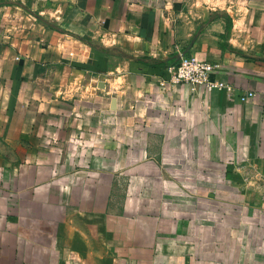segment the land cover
Instances as JSON below:
<instances>
[{"label":"crops","instance_id":"1","mask_svg":"<svg viewBox=\"0 0 264 264\" xmlns=\"http://www.w3.org/2000/svg\"><path fill=\"white\" fill-rule=\"evenodd\" d=\"M20 1L0 264H264V0ZM184 54L233 93L169 84Z\"/></svg>","mask_w":264,"mask_h":264},{"label":"built area","instance_id":"2","mask_svg":"<svg viewBox=\"0 0 264 264\" xmlns=\"http://www.w3.org/2000/svg\"><path fill=\"white\" fill-rule=\"evenodd\" d=\"M217 68L216 64L200 60L195 55H180L177 64L168 68L169 84L201 87L208 93H233V86L213 78ZM253 96L252 92H245L239 94L238 98L240 102H246Z\"/></svg>","mask_w":264,"mask_h":264},{"label":"trees","instance_id":"3","mask_svg":"<svg viewBox=\"0 0 264 264\" xmlns=\"http://www.w3.org/2000/svg\"><path fill=\"white\" fill-rule=\"evenodd\" d=\"M11 2L10 1H0V6L2 5H10ZM19 4V3H18ZM229 29V23L227 22L226 24V31ZM184 55H187V54H184Z\"/></svg>","mask_w":264,"mask_h":264},{"label":"rangeland","instance_id":"4","mask_svg":"<svg viewBox=\"0 0 264 264\" xmlns=\"http://www.w3.org/2000/svg\"><path fill=\"white\" fill-rule=\"evenodd\" d=\"M0 1H10V2H13L14 4H17V3L22 4V1L20 0H0ZM24 4H26V1H24Z\"/></svg>","mask_w":264,"mask_h":264}]
</instances>
